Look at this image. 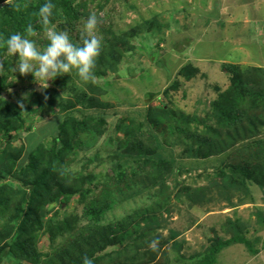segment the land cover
Here are the masks:
<instances>
[{
  "label": "rangeland",
  "instance_id": "1",
  "mask_svg": "<svg viewBox=\"0 0 264 264\" xmlns=\"http://www.w3.org/2000/svg\"><path fill=\"white\" fill-rule=\"evenodd\" d=\"M74 9L67 20L55 14L53 25L79 42L82 21L97 15L103 49L94 81H81L73 70L43 86L32 74L14 71L18 56L6 52V60L0 59V75L7 78L0 92V160L27 157L42 143L51 161L47 188L37 192L33 205L30 199L21 202L23 209L32 205L34 242L22 254L0 257V264H74L88 256L94 264H197L214 242L233 237L239 241L223 246L213 264H264V185L249 179L236 189L217 172L219 166L264 165V126L233 146L226 136L215 137L212 150L199 141L210 138L202 119L210 114L208 124H215L213 102L232 85L226 66L264 67V0H75ZM35 39L42 48L48 43L44 32ZM186 63L198 71L188 80L178 75ZM177 82L179 88L163 93ZM153 107L182 112L190 120L186 131L197 135L193 140L181 135L177 122L165 118L151 128L175 158L171 174L163 178L171 200L155 185H146L150 177L127 175L121 184L112 177L136 154L119 126L127 119L141 120ZM77 109L79 117L73 114ZM70 118L81 124L62 123ZM48 125L53 130L41 135ZM73 127L82 130L78 136L72 135ZM199 149L209 156L198 155ZM3 179L0 185L24 189L16 177L5 174ZM97 203L108 205L101 226H93L85 214ZM128 218L132 221L116 234L118 239L124 234L126 241L108 245V236L116 232L109 226ZM63 222L70 230L54 236ZM15 231L10 221L0 222V248ZM80 236L84 244H76ZM153 241H158L156 250L150 247Z\"/></svg>",
  "mask_w": 264,
  "mask_h": 264
},
{
  "label": "trees",
  "instance_id": "2",
  "mask_svg": "<svg viewBox=\"0 0 264 264\" xmlns=\"http://www.w3.org/2000/svg\"><path fill=\"white\" fill-rule=\"evenodd\" d=\"M74 1L75 0H59L53 2L56 6L54 10L55 14L61 13L66 20L70 16L73 17V14H75ZM5 2H7V0H0V59L4 58V61L6 60L5 53L7 52L4 41H6V39L12 34H26V29L29 24L36 29L37 33L44 32V26L40 22L38 12L39 8L46 3L47 0H15L14 2L1 6V4ZM226 67V70L232 74V85L213 102L212 110L215 114V124H208V121L211 119L210 114H207L206 117L202 119V123L204 127H206L204 128L206 131L205 133H207V136H210L211 139L213 138L214 140L215 137L226 136L228 137V144L233 146L240 138L242 139L251 134H256L259 131L258 129L264 126V67L260 65L248 66L249 69L247 68L246 70L237 64H231ZM193 70H195V74H197V68L194 69V66H191L190 63H186V66L179 71L178 75H181L188 80L187 78L193 73ZM6 80V77L0 75V92L5 90ZM180 83L181 82H177L171 85L163 93L165 94L166 91L171 93L173 89L180 87ZM148 96L154 97L155 95L150 94ZM72 108L73 106L68 109ZM73 114H77L76 117H79L81 112L77 109ZM181 114L182 112L178 113L176 111H171L168 108L157 110L153 107L149 108L144 114H142L141 120L127 119V123L129 122V124L125 123L124 126H119V128L129 136L131 143L134 142V151H136V154L133 156L132 162L128 166L119 167L118 171H114L113 168L112 171H114V173L112 177L117 179L115 183H119L117 181L120 180L119 184H121L124 182L127 175L135 178L150 177L153 180L147 181L146 185H155L157 191L161 193V196L164 195L166 200H171V196H169V190L171 191V189L164 182L163 178L165 179L167 175L171 174L172 169L175 166V158L173 157L172 152L165 151L159 137L151 131V128L159 125L165 118L167 121L177 122L178 127L176 129L181 130V135H187L189 139L193 140L197 135L193 131H186L190 125V120L182 117L183 115ZM69 120L71 121H65L66 123H62L64 125L72 123V126L76 125V127L81 124L78 118L76 120L70 118ZM193 120L199 122L196 118ZM20 124L21 122L18 123V126ZM63 124H59L60 126L58 125V127L61 129L62 126H64ZM6 126L16 128L17 125L11 124L5 125V127ZM50 126L51 125L43 126L39 133L41 135L43 132L48 134L50 130H53ZM82 130L86 131V126L82 127ZM82 130L73 127L72 135L78 136L79 132ZM232 132L233 134H231ZM69 136L71 135L68 134L66 137ZM6 137L12 136L8 135ZM200 138L203 141L199 140L200 145L206 147L208 150H212L215 140L211 141L209 137ZM64 139L65 142H67L68 138ZM177 139L184 141L180 137H177ZM41 145L42 143L36 148L28 150L31 152L27 157H13L10 159L11 155H9L8 159L10 160L6 161L5 156L0 160V179L2 181H5L3 179L4 175L8 174L13 177V179L16 177L17 180L23 182V190L26 188L30 189V192L26 193L23 190L19 191L17 189H12L11 187L4 185V183L0 185V222L10 221L16 228V231L8 242L0 248V257L7 256L8 258L10 255H13L12 251H18L21 254L24 253L28 248V245L30 244L31 246L33 244L34 238L36 237L33 234L35 232H33L32 228L35 222L33 211L29 210V208L33 205V199L37 192L47 188L45 183L47 184L46 180L51 176V171L46 170L51 161L46 159V154ZM65 148H68V146L65 145L60 151H65ZM198 155L203 157L209 156L208 154L200 152V149ZM22 158L23 164L20 162V159ZM11 168L13 170H11ZM227 168L229 169V172H227ZM41 170L45 172H43L41 177L35 178L37 176L36 172ZM217 172L218 174L221 172L219 176L225 177L236 189H243L249 179L254 181L257 185H264V165L257 167L243 163L229 165L225 168L219 166ZM34 174L36 175L33 176ZM262 177L263 179L261 180ZM86 179H90V177ZM25 198L26 200L30 199L32 205L29 208L27 207L26 209H23L21 207V202ZM63 201V203H65V201L67 202V199L64 198ZM103 204L97 203L85 212L87 220L93 223V226H101L100 217L105 213L104 211L108 207V205ZM130 221H132L131 218H128L119 223L116 222L115 226H109L110 229L116 227V232L108 236V238H111L110 241H106L108 245H115L119 242L126 241V236H124V234L123 236H120L119 239L116 234L119 231L120 233H123L122 231L124 230L125 225L130 223ZM52 223L53 222H50V224ZM63 223H56L57 225L64 226H59L56 229L54 228V236L62 234L63 231L70 230L68 222ZM51 229L53 231V228ZM85 232L87 234L88 231ZM29 233L31 234V238L26 239L27 234ZM82 234H84V232ZM23 235L26 238H24ZM233 241L238 242L239 240L233 237L230 240H218L214 242L208 248L206 257L198 263L213 264V262H216V256L220 253L222 247L229 246ZM80 243L84 244V239L81 238V236L78 238L76 244ZM91 251L93 252L92 249ZM260 252L257 251L256 254H259ZM84 255L83 252L82 256ZM81 258L82 257L80 256L79 259ZM84 258L85 257H83L81 261L79 260L80 262L77 261L74 264H83Z\"/></svg>",
  "mask_w": 264,
  "mask_h": 264
},
{
  "label": "clouds",
  "instance_id": "3",
  "mask_svg": "<svg viewBox=\"0 0 264 264\" xmlns=\"http://www.w3.org/2000/svg\"><path fill=\"white\" fill-rule=\"evenodd\" d=\"M55 8L52 0L39 8L38 16L48 41L43 48L35 39L37 31L31 24L27 26L26 34L15 33L4 41L7 53L18 56L14 71L21 75L32 74L43 86L58 77L71 75L73 70L81 81H94V69L103 49V36L97 34V15L93 13L82 21L79 42H74L68 32L57 31L53 25ZM0 68H3L2 64ZM20 107L23 109L24 105L21 103ZM157 243L153 241L150 247L156 250ZM83 264H94V261L85 257Z\"/></svg>",
  "mask_w": 264,
  "mask_h": 264
},
{
  "label": "crops",
  "instance_id": "4",
  "mask_svg": "<svg viewBox=\"0 0 264 264\" xmlns=\"http://www.w3.org/2000/svg\"><path fill=\"white\" fill-rule=\"evenodd\" d=\"M261 24H263V23H261Z\"/></svg>",
  "mask_w": 264,
  "mask_h": 264
}]
</instances>
